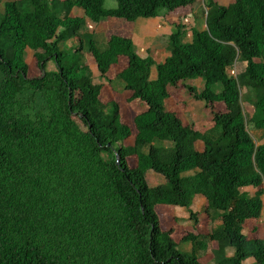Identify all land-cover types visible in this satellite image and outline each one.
I'll list each match as a JSON object with an SVG mask.
<instances>
[{
  "label": "trees",
  "instance_id": "16d2710c",
  "mask_svg": "<svg viewBox=\"0 0 264 264\" xmlns=\"http://www.w3.org/2000/svg\"><path fill=\"white\" fill-rule=\"evenodd\" d=\"M114 1L0 0V264H264V0ZM198 5L205 28L173 35L158 65L131 38L91 39L96 83L84 48L63 50L83 27L76 10L134 23ZM114 80L143 105L132 124L102 99ZM182 88L211 109L212 132L168 108ZM200 198L206 234L162 228L158 206L198 225Z\"/></svg>",
  "mask_w": 264,
  "mask_h": 264
},
{
  "label": "rangeland",
  "instance_id": "374dc122",
  "mask_svg": "<svg viewBox=\"0 0 264 264\" xmlns=\"http://www.w3.org/2000/svg\"><path fill=\"white\" fill-rule=\"evenodd\" d=\"M219 1L221 4L225 5L231 3L233 0ZM115 6L116 2L114 0H106V8L109 9ZM2 11L3 7L0 8V12ZM76 13L82 17V30L77 36L72 37L64 44L63 50L70 52L82 46L85 52L82 57V64L87 68V72L92 74L96 83H100L101 81L97 77L93 58L87 53V45L91 39H95L98 42H106L113 35L131 38L134 42L136 53L140 57L149 55L154 59L156 65H158L164 62L165 58L169 56L168 45L173 35L176 34L177 37H182L184 43H189L192 41L193 31L203 30L206 24V12L203 5H198L194 10L187 9L168 14L161 12L159 17L144 19L134 23L115 19L95 23L85 16L81 10H76L74 14ZM180 32L182 33L181 36L179 35ZM28 63L31 77L40 76L41 73L31 53H29L28 56ZM119 65L120 68H122L123 63ZM111 77L113 78V75H111ZM196 85L201 87L200 83H196ZM152 91L160 93L159 87L155 85L152 86ZM128 95L129 94L125 92L123 88L122 82L114 80L112 85L105 84L102 92V99L103 101L113 100L117 103L120 107L123 120L128 124H132L136 111L140 110L143 105L139 101L128 103ZM32 99H34V97H32ZM245 106L248 110L252 109V97L250 94H246L245 96ZM168 108L176 110L185 125L194 124L198 130L204 133L212 132L214 125L211 117V109L205 108L203 103L194 102L192 96L188 95L186 89H180L177 95L169 98ZM147 180L152 186L164 183L161 177L151 172L147 173ZM156 210L161 217L162 228L165 231L172 229L177 238H181L193 232L198 234L207 233L209 225L208 218L204 213L205 205L203 206L200 202H197L192 208V211L198 214V225H196L195 220L191 218V215L185 209L158 206ZM215 216L216 214L214 213L211 215V217ZM262 224H264V219ZM263 232L262 226L261 235H263ZM180 248L186 253H190L192 250V246L188 243H181ZM227 253L231 255L234 253V249H227ZM201 261L203 264H216V260L207 256L205 253H201ZM244 264H256V262L253 258H249Z\"/></svg>",
  "mask_w": 264,
  "mask_h": 264
},
{
  "label": "crops",
  "instance_id": "0c3cea01",
  "mask_svg": "<svg viewBox=\"0 0 264 264\" xmlns=\"http://www.w3.org/2000/svg\"><path fill=\"white\" fill-rule=\"evenodd\" d=\"M197 202H200L203 206L205 205V200L204 199H198V201ZM264 219V218H263Z\"/></svg>",
  "mask_w": 264,
  "mask_h": 264
}]
</instances>
